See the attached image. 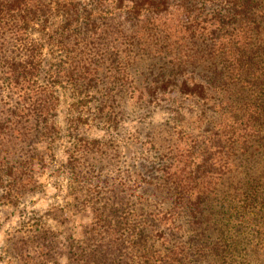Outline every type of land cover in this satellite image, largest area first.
Wrapping results in <instances>:
<instances>
[{"label": "trees", "instance_id": "obj_1", "mask_svg": "<svg viewBox=\"0 0 264 264\" xmlns=\"http://www.w3.org/2000/svg\"><path fill=\"white\" fill-rule=\"evenodd\" d=\"M46 47L71 126L105 129L75 138L70 196L89 221L35 240L47 260L264 264V0H0V135L57 136Z\"/></svg>", "mask_w": 264, "mask_h": 264}, {"label": "rangeland", "instance_id": "obj_2", "mask_svg": "<svg viewBox=\"0 0 264 264\" xmlns=\"http://www.w3.org/2000/svg\"><path fill=\"white\" fill-rule=\"evenodd\" d=\"M108 17L114 22L119 20L114 19L112 13ZM51 51V47H46L42 77L53 84V90L59 97L60 105L55 117L59 128L57 136L47 145V139L36 131L26 139L21 135L12 138L0 135V175L4 176H0V264H52L55 259L66 264V248L62 249L61 256L47 260L49 249L46 246L35 248V240H44L43 236L49 234L54 236L53 240L64 241L66 235L85 229L89 221V215L77 212L78 204L70 196V154L77 136L99 138L105 135V129L89 125L71 126L73 115L70 110L75 101L73 92L70 84L62 79L57 56ZM17 97L15 94L12 100L7 99L9 107ZM94 106L90 105L91 112L84 114H93ZM155 114L159 120L167 117V111L162 109ZM186 114L192 118L188 111ZM125 125L133 127L130 120ZM128 131L123 133L124 137ZM7 174L11 176L12 187L6 180ZM58 248L55 247L57 254L60 252Z\"/></svg>", "mask_w": 264, "mask_h": 264}]
</instances>
